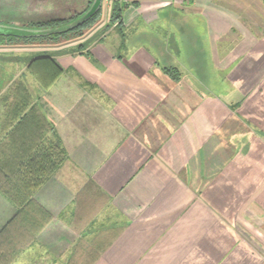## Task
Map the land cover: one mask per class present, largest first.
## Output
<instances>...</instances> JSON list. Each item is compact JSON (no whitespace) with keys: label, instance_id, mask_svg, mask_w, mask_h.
<instances>
[{"label":"crops","instance_id":"crops-1","mask_svg":"<svg viewBox=\"0 0 264 264\" xmlns=\"http://www.w3.org/2000/svg\"><path fill=\"white\" fill-rule=\"evenodd\" d=\"M114 1L81 40L3 49L29 58L0 59V176L65 158L0 193V264H264V0H126L91 40Z\"/></svg>","mask_w":264,"mask_h":264},{"label":"trees","instance_id":"trees-1","mask_svg":"<svg viewBox=\"0 0 264 264\" xmlns=\"http://www.w3.org/2000/svg\"><path fill=\"white\" fill-rule=\"evenodd\" d=\"M93 0H89V6ZM128 2L126 0H115L112 4L111 15L109 19V23L100 31L94 34V36L102 35L105 33L108 28H110L113 24L120 25L122 19V12L125 7H127ZM87 8V9H88ZM86 9V10H87ZM85 10V11H86ZM84 11V12H85ZM83 12V13H84ZM102 13V8L97 11L91 18L83 21L82 23H73L69 25V23L74 22L76 19L80 17L81 14H78L75 17L69 19H53L46 22H40L37 24L38 28H59L58 32H50L44 36H32V37H16V36H6L0 34V39H11V40H23L25 42H29L31 40H39L48 37H56L59 38L62 35H66L67 33H77L79 32L80 37H85L83 31L88 29L94 25L93 23L97 20L99 21ZM98 24H96L97 26ZM95 29V28H93ZM92 29V30H93ZM93 36V37H94ZM76 40V39H75ZM93 40V39H91ZM74 41V40H73ZM84 44V43H83ZM83 44H79L75 51L81 50L84 46ZM29 68L31 72L41 80L42 86L45 89H48L54 79H56L60 73H62L63 69L60 64L56 61V59L52 55L47 54H37L32 55L29 59ZM49 71L51 74L50 79L46 76V73ZM169 74H171L175 79H178V72L175 68H169L166 70ZM65 154L64 151L57 146L54 153V158L50 155L49 159V167L46 173L50 174L55 168L59 166V164L64 160ZM48 174L41 175L37 177H18V176H0V193L6 196L10 201L13 202H24L29 199L32 195L33 190L38 187L42 182H44Z\"/></svg>","mask_w":264,"mask_h":264},{"label":"rangeland","instance_id":"rangeland-1","mask_svg":"<svg viewBox=\"0 0 264 264\" xmlns=\"http://www.w3.org/2000/svg\"><path fill=\"white\" fill-rule=\"evenodd\" d=\"M84 0H0V23L11 24L15 26L38 28L37 24L40 22H46L53 19H69L82 14L86 9L83 6ZM86 5V4H85ZM85 7V9H84ZM88 8V7H87ZM81 12H75L78 10ZM84 9V10H83ZM79 10V11H80ZM105 11V9H104ZM71 12L73 13L72 16ZM107 14V12L105 11ZM70 16V17H69ZM101 17L99 21H95L91 27L85 29L83 32L89 34L93 28H96L101 24ZM96 24H98L96 26ZM99 36H94L91 39L96 40ZM86 37V36H85ZM79 32L67 33L59 38L48 37L39 40H31L25 42L23 40H11V39H0V59H28V55H20V51H8L3 50L4 48H46L54 44H61L65 42H72L81 40ZM76 39V40H75ZM33 46V47H32ZM25 50V49H23ZM38 50V49H37ZM44 50V49H40ZM46 50V49H45Z\"/></svg>","mask_w":264,"mask_h":264},{"label":"water","instance_id":"water-1","mask_svg":"<svg viewBox=\"0 0 264 264\" xmlns=\"http://www.w3.org/2000/svg\"><path fill=\"white\" fill-rule=\"evenodd\" d=\"M103 0H93L90 7L80 15L78 19L74 22L69 23L72 25L73 23H82L83 21L91 18L94 14L97 13L99 9L102 8ZM59 28L50 29V28H28L15 26L11 24L0 23V34L6 36H16V37H32V36H44L49 34L50 32H58Z\"/></svg>","mask_w":264,"mask_h":264}]
</instances>
